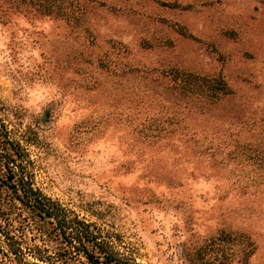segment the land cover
<instances>
[{"label": "rangeland", "instance_id": "rangeland-1", "mask_svg": "<svg viewBox=\"0 0 264 264\" xmlns=\"http://www.w3.org/2000/svg\"><path fill=\"white\" fill-rule=\"evenodd\" d=\"M45 1L0 0V128L32 185L145 264H264V0ZM169 67L231 91L181 98Z\"/></svg>", "mask_w": 264, "mask_h": 264}, {"label": "trees", "instance_id": "trees-1", "mask_svg": "<svg viewBox=\"0 0 264 264\" xmlns=\"http://www.w3.org/2000/svg\"><path fill=\"white\" fill-rule=\"evenodd\" d=\"M45 1L42 10L66 13L71 1ZM177 30L186 34L178 26ZM181 98L211 102L231 91L221 75H201L169 67L161 70ZM0 156L6 166V184L12 195L0 243V264H145L141 244L123 238L105 225L87 220L34 187L26 173L27 153L0 128ZM1 155V154H0ZM16 200V201H15ZM10 213H13L11 216ZM182 261V260H181ZM191 263V259H186Z\"/></svg>", "mask_w": 264, "mask_h": 264}]
</instances>
